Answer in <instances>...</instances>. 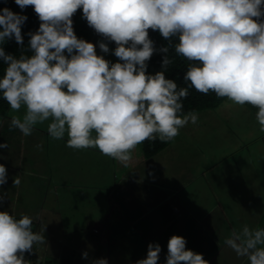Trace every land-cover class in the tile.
Segmentation results:
<instances>
[{
  "label": "clouds",
  "instance_id": "9594fccd",
  "mask_svg": "<svg viewBox=\"0 0 264 264\" xmlns=\"http://www.w3.org/2000/svg\"><path fill=\"white\" fill-rule=\"evenodd\" d=\"M15 4L22 11L32 6L41 23L27 34L30 56L22 50L16 57L0 47L6 64L0 94L11 110L24 108L22 116L11 117L10 131L29 136L35 125L50 121L47 131L52 139L67 135V147L98 149L128 167L137 145L171 141L189 122L197 123L195 110L180 115L183 100L194 88L255 107L264 132V0H15ZM79 9L89 27L115 42L118 62L106 60L97 54L96 45L77 37L72 17ZM27 19L10 8L0 9V45L14 38L23 46ZM149 29L158 31L168 45L157 49ZM99 49L110 51L105 42H99ZM170 49L191 62L183 77L186 87L165 76L173 63L167 55ZM157 51L165 54L164 71L148 74V61ZM7 147L0 143V149ZM7 180V168L0 164V186ZM20 183L15 176L13 187ZM6 198L0 187V207ZM33 223L28 215L17 219L0 211V264H31L25 253L47 243L46 225L34 231ZM224 243L248 264H264V228L233 229ZM186 244L183 236H171L165 264H209ZM161 251L159 243H149L146 258L136 264H158ZM82 259H89L87 251ZM90 264L108 260L92 259Z\"/></svg>",
  "mask_w": 264,
  "mask_h": 264
},
{
  "label": "crops",
  "instance_id": "0c3cea01",
  "mask_svg": "<svg viewBox=\"0 0 264 264\" xmlns=\"http://www.w3.org/2000/svg\"><path fill=\"white\" fill-rule=\"evenodd\" d=\"M92 43L99 47V42ZM23 112L9 107L0 115V143L8 145L0 149V164L8 175L0 186L7 192L0 211L32 217L35 231L46 225L47 243L25 254L31 264H90L99 258L128 264L132 258L124 260L125 247L133 253L143 247L139 260L146 258L149 243H159L168 252L173 235L183 236L187 249L202 253L212 264L219 255L232 253L224 241L233 229L256 228L264 213L263 173L243 165L236 149L211 157L198 144L190 151L182 149L176 136L149 158L143 157L139 144L125 167L98 149L67 147V135L52 139L50 121L35 125L29 136L10 131L11 117ZM244 147L248 149L246 143ZM17 175L21 183L14 188ZM231 220L238 222L237 228ZM84 251L88 260L82 259ZM221 262L227 264L222 257Z\"/></svg>",
  "mask_w": 264,
  "mask_h": 264
},
{
  "label": "rangeland",
  "instance_id": "374dc122",
  "mask_svg": "<svg viewBox=\"0 0 264 264\" xmlns=\"http://www.w3.org/2000/svg\"><path fill=\"white\" fill-rule=\"evenodd\" d=\"M108 47L110 51L108 53H103L99 47L96 46L97 54L103 56L112 63L118 62L119 58L114 55L115 47L111 45H108ZM233 104L232 101L226 98L222 106H218L214 110L197 112L199 117L197 123L192 124L189 122L185 127L181 128L179 130V135H177L179 137L178 141H182V149L184 150H193L194 146L198 144L207 155L216 158L227 155L236 149L235 155H238L237 158L243 155V165H247L248 163L252 166H256L258 170L263 173V176L258 174L263 180L264 132L260 131V125L256 120L257 111L255 112L245 105ZM244 143L247 144L248 149H244ZM135 149H137V147ZM176 149L181 150L180 148H175V150ZM224 162L225 165L230 163L228 162L226 164L227 161H223V163ZM226 211H228V208ZM231 222H233V225L237 228L238 225L236 226V224L238 222L232 220ZM128 246L130 247V245ZM131 247L133 246L131 245ZM140 248V251L133 253L132 249L129 251L130 248L127 249V247H125V254L123 255L124 260L127 261L128 258H132V261L128 264H136V260L139 257L141 258V255L143 256L145 253H141L144 248L141 246ZM226 250L231 253L229 247H227ZM159 255L158 264H165L167 256L166 250L162 249ZM230 255L232 256L233 263ZM219 256L212 264H223L221 262V257L226 259L227 264H248L246 258L238 257L233 250L231 254ZM126 261L124 262L126 263Z\"/></svg>",
  "mask_w": 264,
  "mask_h": 264
},
{
  "label": "trees",
  "instance_id": "16d2710c",
  "mask_svg": "<svg viewBox=\"0 0 264 264\" xmlns=\"http://www.w3.org/2000/svg\"><path fill=\"white\" fill-rule=\"evenodd\" d=\"M5 7L10 8L15 13L26 15L28 19L22 26V35L24 40L23 46L17 44L13 38L11 40H6V42L3 45H0V47H3L4 51L7 54H12L16 57H19L22 50L24 54L30 56L32 54L28 47V41L30 37L27 34L30 31H37L41 21H39L38 16L34 12L32 6H27L22 11L19 6L15 4V0H0V9H3ZM82 15V9H79L72 17L74 32L78 38L84 39L91 43L93 41L105 42L108 45H111L112 47H116L115 42L107 41L104 37L97 34L94 29L89 27L87 21L82 18ZM148 31L149 38L154 41V46L157 49L168 45V41L163 38L158 31H153L151 29H149ZM164 55V53H160L158 51L153 54V56L148 61V74L154 75L158 71H164V69L161 67ZM167 55H169L170 58L173 59V63L168 67L167 71H165L166 78L175 80L179 87H186L187 85L185 84L183 77L187 70L188 64L191 62L187 61L181 56L176 55L174 50L171 49ZM5 68L6 64L2 59H0V79L3 78ZM225 99L226 97H217L216 94L211 91L205 95L196 91L194 88H190L188 97L183 100V112L180 115L186 114L190 110H195L196 112H198L207 109H214ZM245 106L255 112L258 111V109L251 105L245 104ZM9 107L10 106L8 105V103L2 98V94H0V115H5ZM171 142L172 140L167 142H161L159 141V139H157L156 141H144L140 144L143 157L149 158L154 156L155 154L163 150L165 147H167ZM16 218L19 219L20 217L16 216ZM257 227L264 228V213L262 214L256 228ZM33 230L35 231V223H33Z\"/></svg>",
  "mask_w": 264,
  "mask_h": 264
},
{
  "label": "built area",
  "instance_id": "2783aa9c",
  "mask_svg": "<svg viewBox=\"0 0 264 264\" xmlns=\"http://www.w3.org/2000/svg\"><path fill=\"white\" fill-rule=\"evenodd\" d=\"M96 231V230H95Z\"/></svg>",
  "mask_w": 264,
  "mask_h": 264
}]
</instances>
